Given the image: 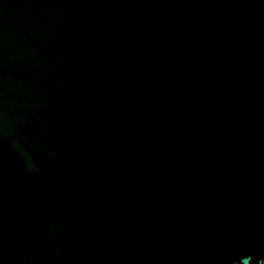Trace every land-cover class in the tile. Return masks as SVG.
I'll return each mask as SVG.
<instances>
[{
    "label": "water",
    "instance_id": "obj_1",
    "mask_svg": "<svg viewBox=\"0 0 264 264\" xmlns=\"http://www.w3.org/2000/svg\"><path fill=\"white\" fill-rule=\"evenodd\" d=\"M0 264H264V0H0Z\"/></svg>",
    "mask_w": 264,
    "mask_h": 264
}]
</instances>
